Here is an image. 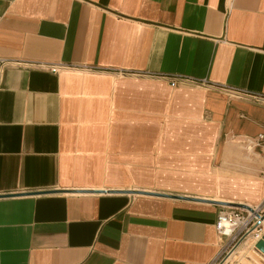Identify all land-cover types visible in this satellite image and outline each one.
<instances>
[{
	"label": "crops",
	"instance_id": "obj_1",
	"mask_svg": "<svg viewBox=\"0 0 264 264\" xmlns=\"http://www.w3.org/2000/svg\"><path fill=\"white\" fill-rule=\"evenodd\" d=\"M1 59L0 264H215L264 201V103L226 89L264 94V0H0Z\"/></svg>",
	"mask_w": 264,
	"mask_h": 264
},
{
	"label": "built area",
	"instance_id": "obj_2",
	"mask_svg": "<svg viewBox=\"0 0 264 264\" xmlns=\"http://www.w3.org/2000/svg\"><path fill=\"white\" fill-rule=\"evenodd\" d=\"M6 63L4 59L0 60V65ZM40 69L49 70L52 73H59L72 67L62 62H30ZM169 83L174 86L177 83H193L197 85H208V81H197L192 77L174 76L169 78ZM232 95L249 97L255 101L264 103V94L258 92L238 89L236 87H226ZM264 138L259 135L257 140ZM248 207L228 206L221 209L218 213L215 223L216 230L220 237L225 240V245L220 257L215 264H231L229 261L233 254L238 253L249 238L255 239L256 243L264 236V201L257 205H247Z\"/></svg>",
	"mask_w": 264,
	"mask_h": 264
},
{
	"label": "water",
	"instance_id": "obj_3",
	"mask_svg": "<svg viewBox=\"0 0 264 264\" xmlns=\"http://www.w3.org/2000/svg\"><path fill=\"white\" fill-rule=\"evenodd\" d=\"M237 206H240V207H248L247 205H243V204H235ZM256 246L260 249H263L264 250V245L261 241V239L257 242Z\"/></svg>",
	"mask_w": 264,
	"mask_h": 264
},
{
	"label": "bare ground",
	"instance_id": "obj_4",
	"mask_svg": "<svg viewBox=\"0 0 264 264\" xmlns=\"http://www.w3.org/2000/svg\"><path fill=\"white\" fill-rule=\"evenodd\" d=\"M263 237H264V236H263ZM250 239H253V238L251 237V238H249V240H250ZM249 240H248V241H249ZM248 241H247V242H248Z\"/></svg>",
	"mask_w": 264,
	"mask_h": 264
},
{
	"label": "rangeland",
	"instance_id": "obj_5",
	"mask_svg": "<svg viewBox=\"0 0 264 264\" xmlns=\"http://www.w3.org/2000/svg\"><path fill=\"white\" fill-rule=\"evenodd\" d=\"M224 264H226V263H224ZM231 264H234L233 262H231Z\"/></svg>",
	"mask_w": 264,
	"mask_h": 264
}]
</instances>
